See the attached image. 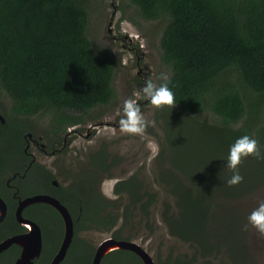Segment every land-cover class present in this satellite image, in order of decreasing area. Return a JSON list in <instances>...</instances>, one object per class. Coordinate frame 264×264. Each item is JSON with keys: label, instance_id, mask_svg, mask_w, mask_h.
Listing matches in <instances>:
<instances>
[{"label": "trees", "instance_id": "1", "mask_svg": "<svg viewBox=\"0 0 264 264\" xmlns=\"http://www.w3.org/2000/svg\"><path fill=\"white\" fill-rule=\"evenodd\" d=\"M129 1L146 21L162 24L161 59L186 128L177 138L169 131L176 124L164 127L171 154L162 159L168 158L166 167L160 160L157 180L173 196L174 202L165 201L161 210L169 233L189 243L194 252L183 257L170 253L156 264H256L251 248L256 235L251 228L243 230L251 209L243 201H251L264 188V159H242L239 170L244 179L235 186L226 184L231 172L224 164L229 146L244 134L254 137L264 153V0ZM91 2L0 0V93L5 94L0 99L5 117L0 133L22 134L32 130L34 117H46L42 132L52 142H62L71 128L98 120L97 108L117 104L114 79L120 60L90 39ZM151 32L146 36L155 34ZM177 143L193 149H180ZM3 154L2 143V160ZM120 160L102 147L84 171V194L69 189L58 195L77 231L61 264H92L96 248L79 235L82 231H111L117 239L133 240L137 215L152 228L157 193L137 173L115 183V198L106 197L98 185L113 178L112 166ZM49 215L63 226L54 208H49ZM7 222L14 227L13 209L0 225V241L8 235L2 230ZM39 222L45 223V217ZM61 226L50 234L52 246L48 244L33 264H50L62 240ZM0 264L13 260L0 255ZM101 264L143 261L133 251L117 249Z\"/></svg>", "mask_w": 264, "mask_h": 264}, {"label": "rangeland", "instance_id": "2", "mask_svg": "<svg viewBox=\"0 0 264 264\" xmlns=\"http://www.w3.org/2000/svg\"><path fill=\"white\" fill-rule=\"evenodd\" d=\"M91 1L88 35L96 43L98 49H110L120 60L114 79L117 104L111 107L97 108L94 113L101 112L98 120L89 119L86 123L71 128L74 133L71 132L68 138H72V141L65 144L64 152L55 157V161L62 163L66 169L83 171V169L90 168L91 156L106 146L113 159L115 157L121 159L116 166H112L113 178H105L102 182V191L106 197L115 198L116 195L113 192L115 183L134 173H137L144 181L145 186L147 182L149 187L157 193V202L151 210L150 225L152 228L146 226L144 217L137 215L135 226L132 229L134 230L132 232L133 240L140 243L152 255L155 262L159 258L166 259L170 253H173V256L181 257L193 255V247L171 235L162 219L163 203L165 201L173 203L174 201L173 196L166 192L157 180L160 160L166 167L168 158L166 162H163L162 159L171 154L166 144L164 127L169 129L175 127L176 124L177 127L169 131L172 132L173 137L176 135L177 138H182L180 131L186 132V128L182 127V117L178 113L183 110L176 105L157 109L139 94V89L145 80L151 79L158 85L161 82L157 79L158 74L161 71L169 72L161 59L160 29L162 24L156 21H146L138 14L135 6L131 5L129 0L113 1L117 9L114 16L115 9L111 0ZM149 30L155 31V34L146 36L145 33H148ZM3 97L5 94L0 93V99L4 100ZM128 98L137 101L145 119L151 122L140 135L122 133L119 129L120 108L123 101ZM207 116L208 121L213 123L212 116L210 114ZM201 118L205 119V113ZM32 120V130L35 129L38 132H42L48 123L46 117H34ZM176 121L180 123L179 126ZM177 144L180 149L185 146L190 150L193 149L192 146H188V143ZM211 167L215 168L217 165H211ZM58 179L62 182L60 177ZM259 200H264V188L259 191L257 197L251 201L243 202L248 209H252ZM122 202L124 203V199ZM120 226L121 223L116 228ZM250 233L256 235V238L253 236L254 239H251L252 253L256 256L254 261L256 264H264V237H261L254 229ZM79 235L96 248L105 238L112 236V232L92 230L82 231Z\"/></svg>", "mask_w": 264, "mask_h": 264}, {"label": "flooded vegetation", "instance_id": "3", "mask_svg": "<svg viewBox=\"0 0 264 264\" xmlns=\"http://www.w3.org/2000/svg\"><path fill=\"white\" fill-rule=\"evenodd\" d=\"M70 134L71 133H68L69 136ZM16 136L19 137V139H17ZM21 136L22 139L20 138ZM68 139L69 138L65 137L62 142H52L51 139L47 138L43 132L35 131V129L22 132V134L20 132L14 134L13 131L8 130H4L0 133V151L1 144L3 143V156L5 157V159H3L4 161L0 159L2 160L0 162V193L4 194V196L0 194V197L7 204V213L9 208L13 209L15 217L14 227L9 226V222L3 224L2 230L7 232L8 235L1 239V241L13 235L26 234L29 231L26 226L18 221L15 215L18 206L26 197L44 194L53 196L61 202V198L58 195H63L64 192L69 189H72L81 195L84 194L87 182V177L84 171H87L88 168L83 169V171H77L69 168L66 169L62 163L55 161V157L64 152L63 149L66 146L65 144L69 141ZM64 164L66 165L65 162ZM67 166L69 167L68 163ZM58 177L62 179V182L58 179ZM98 185L102 191V182ZM49 208L51 209L54 207L45 202L31 203L23 208V215L34 220L40 226L43 240V247L40 255H43V252L47 248L48 244L50 247L52 246L53 241L49 239L51 238L50 234L54 233V229H59L61 226L60 222L50 220ZM80 209H82V207H80ZM40 212H42L43 215ZM35 214H37V218L33 217ZM43 216L45 217V223L39 222L40 220H44ZM60 217L62 219L61 215ZM0 225H2V222ZM61 228H63V240L64 223ZM74 232V237L67 251L66 257L70 254V249L77 235L75 222ZM21 254L22 247L17 243H12L7 249L0 252V255L4 256L7 262H11L13 260V264H16V260ZM36 260L37 259L34 261Z\"/></svg>", "mask_w": 264, "mask_h": 264}, {"label": "clouds", "instance_id": "4", "mask_svg": "<svg viewBox=\"0 0 264 264\" xmlns=\"http://www.w3.org/2000/svg\"><path fill=\"white\" fill-rule=\"evenodd\" d=\"M157 79L161 81L158 85L151 79L145 80L139 89V94L157 109L163 106H174V93L169 87L170 73L161 71ZM150 123L145 119L141 107L135 99L128 98L123 101L118 120L119 129L122 133L140 135ZM249 156L264 159V153L261 152L257 140L248 134H244L237 137L228 149L224 164V167L231 172L225 181L228 186H235L243 181L244 178L240 173L239 165L242 159ZM249 228L254 229L256 233L264 237V200H259L247 214L243 230L247 231Z\"/></svg>", "mask_w": 264, "mask_h": 264}, {"label": "water", "instance_id": "5", "mask_svg": "<svg viewBox=\"0 0 264 264\" xmlns=\"http://www.w3.org/2000/svg\"><path fill=\"white\" fill-rule=\"evenodd\" d=\"M112 5H114L113 0ZM114 9L115 11L113 12V16L117 10L115 5ZM0 121L5 122V117L1 113ZM35 202H45L52 205L62 216L64 223V237L57 253L50 263L60 264L65 259L74 237V220L69 209L57 198L50 195L38 194L26 197L22 200L15 212V215L18 221L26 226L29 231L26 234L13 235L1 241L0 252L7 249L12 243H17L22 247V254L16 260V264H32L35 259H38L41 256L40 254L42 252L43 240L40 226L34 220L23 215V208L26 205ZM6 213L7 204L0 197V223L4 220ZM117 249L133 251L142 259L143 264H156L152 255L137 241L117 239L113 236L105 238L96 246L92 264H101L106 255Z\"/></svg>", "mask_w": 264, "mask_h": 264}]
</instances>
